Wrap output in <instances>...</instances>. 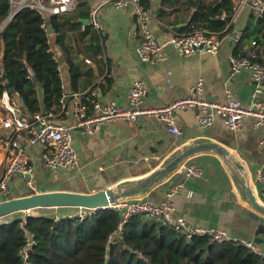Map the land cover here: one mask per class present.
<instances>
[{"label": "crops", "instance_id": "obj_1", "mask_svg": "<svg viewBox=\"0 0 264 264\" xmlns=\"http://www.w3.org/2000/svg\"><path fill=\"white\" fill-rule=\"evenodd\" d=\"M100 1L78 0L73 10L59 13L58 23L65 22L63 34L48 22L47 29H52L51 33L47 31L50 47L63 80L62 96L68 99L73 91L80 90L88 104L115 100L128 105L133 83L141 79L146 87L143 106L150 107L189 96L191 89L202 79L205 96L211 102H224L229 92L243 105L252 103L256 92L251 72L232 73L230 55L238 46L242 47L241 54L253 48L264 61V21L261 20L264 17L254 15L249 9L243 10L233 18L232 26L241 27L244 31L248 28L251 33L256 32L257 37L244 38V34L239 44L234 45L229 39L216 53L197 51L184 56L165 31L172 28L180 33L193 30L216 32L213 26L217 17L211 15L220 0H150L147 7L152 15L149 27L163 45L167 59L163 62L142 61L136 52L139 36L135 32L133 5L116 8L107 3L101 6L97 10L99 30L90 23V12ZM233 2L235 5L236 0ZM6 21L8 17L1 25ZM98 36L99 41L96 40ZM256 94L264 106V90ZM43 99L40 90L41 102ZM59 104L54 108L59 110ZM67 107L71 109L72 103ZM2 113L0 105V118ZM176 118L177 126L183 131L182 136L169 132L161 120L145 116H140L136 122H106L92 134L73 129V145L79 157V165L75 169L52 172L40 158V145L25 146L35 169L33 186L15 177L10 191L0 193V202L36 192L65 190L92 193L116 189L119 185H125V190H133L140 180L165 167L191 145L213 142L228 153L224 155L215 149L197 152L180 162L148 190L124 198L142 197L161 204L171 188L177 186L172 195L174 218L184 217L188 226L224 229L230 235L253 242L264 250V215L253 209L245 189L237 181V178L245 181L257 201L264 206V180L261 178L264 175V145L261 143L264 125L255 126V117L250 116L238 128L231 129L223 117L217 116L212 125L201 127L195 108L178 110ZM57 120L69 124L74 118L72 114H60ZM9 136L10 132L0 127V174L6 157L4 141ZM190 164L199 165L203 170L202 176L188 175L186 168ZM190 191L193 193L191 197L188 196ZM78 210L79 207L74 206L39 207L32 209L31 215L74 217ZM7 218H0V222Z\"/></svg>", "mask_w": 264, "mask_h": 264}, {"label": "built area", "instance_id": "obj_2", "mask_svg": "<svg viewBox=\"0 0 264 264\" xmlns=\"http://www.w3.org/2000/svg\"><path fill=\"white\" fill-rule=\"evenodd\" d=\"M77 1L10 0L8 20L27 6L36 8L47 16L71 11L75 8ZM107 3H112L116 8L133 5L135 32L139 36L136 52L142 61L163 62L167 59V55L162 49L163 45L153 36L149 27V21L152 19L151 12L142 4L141 0H101L99 5L90 12L91 24L99 30L101 29L97 19V10ZM246 9L261 17L264 15V0H236L233 13L229 16L230 19L226 18V15L221 16V19L228 20L225 30L221 32L209 33L205 30H193L188 33H180L169 28L165 31V35L169 37L178 52L184 56L192 55L197 51L216 53L229 39L234 45L241 42L244 29L233 27L232 20L237 14ZM46 30L48 29L46 28ZM230 65L232 73L249 70L255 85V92L264 90V63L255 49L248 48L241 55H236L233 52L230 55ZM58 70L60 71L59 66ZM4 84V80L1 79L0 85ZM9 88L8 86L5 87L0 96V105L3 109L0 127L10 132V136L4 141L6 157L0 174V193L10 191L11 181L15 177H19L33 186L32 178L35 169L27 155L25 146L40 145L42 147L39 153L40 158L52 172L77 168L79 157L73 145L72 134V130L76 128L82 129L84 133L92 134L106 122L113 120L136 122L140 116H145L161 120L166 124L169 132L182 136L183 131L177 126L176 112L188 108L197 110V118L201 127L212 125L217 116L223 117L225 124L231 129L238 128L250 116L255 117V126L264 125V106L256 93L253 94V101L248 106L231 97L229 92L228 98L224 102H211L205 96L204 81L202 79L191 89L189 96L165 105L143 106L146 87L143 80L137 79L129 92L128 105H121L115 100L106 103L93 101L92 104H88L84 100L83 91H73L68 99L62 96L59 110L50 109L33 114H28L23 108V99L20 94L16 91L11 92ZM69 103H72L71 109L67 107ZM60 114L67 116L72 114L74 121L69 124L64 120L58 121L57 117ZM261 143L264 145V138ZM186 170L188 175L194 177H200L203 174L202 168L196 164L188 165ZM261 178L264 180V175H261ZM177 188V186L172 187L168 192L167 199L161 204L153 203L142 197L120 198L104 208L79 207L74 217L83 220L94 214L98 209L111 208L119 211L121 220L116 231L109 236L108 248L118 241L125 224L132 216L143 215L150 220L174 228L178 233L185 235L187 239L197 235L206 236L213 242L218 243L235 242L244 244L264 260V250L259 249L253 242L234 237L224 229L188 226L186 219L182 216L174 218L172 212L175 206L172 195L177 191ZM192 194V191L188 192L189 197ZM24 212L26 213L22 225L26 224L27 217L31 215V210H25ZM26 236L27 245L22 251L25 259L28 257L29 248L34 244L32 235L26 233Z\"/></svg>", "mask_w": 264, "mask_h": 264}, {"label": "trees", "instance_id": "obj_3", "mask_svg": "<svg viewBox=\"0 0 264 264\" xmlns=\"http://www.w3.org/2000/svg\"><path fill=\"white\" fill-rule=\"evenodd\" d=\"M141 2L146 8L150 5V0ZM216 5L211 15L217 17L213 31L221 32L228 23L221 16L232 15L234 2L220 0ZM9 11L10 0H0V80L5 82L0 85V96L8 86L20 94L28 114L55 109L62 97L63 80L46 28L50 21L63 34L65 22L58 23V14L48 17L27 6L1 25ZM246 31L244 38L257 37L256 32ZM241 53L238 46L235 54ZM70 66L73 71V64ZM23 220L24 214L16 212L0 222V264H264L244 244L218 243L197 235L187 239L174 228L143 215L132 216L118 241L108 248L109 236L121 220V213L111 208L98 209L83 220H55L44 214L28 216L25 225ZM26 233L32 235L34 244L25 259L22 251L27 245Z\"/></svg>", "mask_w": 264, "mask_h": 264}, {"label": "water", "instance_id": "obj_4", "mask_svg": "<svg viewBox=\"0 0 264 264\" xmlns=\"http://www.w3.org/2000/svg\"><path fill=\"white\" fill-rule=\"evenodd\" d=\"M228 19H230V17H228ZM87 20L88 19H85L84 21ZM47 31L48 33H51V27H49ZM35 80L37 79L35 78ZM9 89L11 92H14L13 88ZM211 149H215L218 153L224 155L228 153L226 150H222V148L219 147L217 143L205 142L193 144L185 151L175 156L170 163L165 165V167L153 172L149 177L140 180L138 182V186L133 190H125V185H119L116 189L109 188L92 193H81L65 190L31 193L1 201L0 218L12 215L16 212H24L25 210H32L39 207L74 206L86 208H104L110 203L116 202L120 198H124L133 193H139L148 190L149 187H151L154 183L163 179L167 174H170L184 159L197 152ZM237 181L245 189L253 209L256 212L264 215V206L257 201L255 195L252 193L251 188L242 179L237 178Z\"/></svg>", "mask_w": 264, "mask_h": 264}, {"label": "rangeland", "instance_id": "obj_5", "mask_svg": "<svg viewBox=\"0 0 264 264\" xmlns=\"http://www.w3.org/2000/svg\"><path fill=\"white\" fill-rule=\"evenodd\" d=\"M25 213H26V212H23L24 215H25ZM30 213H32V212H30ZM62 218H63V217H62ZM54 219H55V220H59V219H61V218L55 217Z\"/></svg>", "mask_w": 264, "mask_h": 264}]
</instances>
